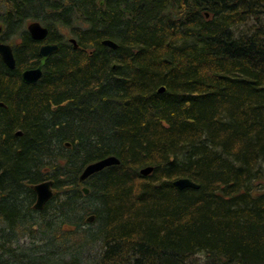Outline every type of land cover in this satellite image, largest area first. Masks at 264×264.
<instances>
[{"label": "trees", "instance_id": "obj_1", "mask_svg": "<svg viewBox=\"0 0 264 264\" xmlns=\"http://www.w3.org/2000/svg\"><path fill=\"white\" fill-rule=\"evenodd\" d=\"M31 20L59 45L38 86ZM0 24V264H264V0H0Z\"/></svg>", "mask_w": 264, "mask_h": 264}, {"label": "water", "instance_id": "obj_2", "mask_svg": "<svg viewBox=\"0 0 264 264\" xmlns=\"http://www.w3.org/2000/svg\"><path fill=\"white\" fill-rule=\"evenodd\" d=\"M103 4V2H102ZM29 32L34 40H44L49 32V29L47 27H44L40 22L34 21L29 23L28 25ZM2 31V27L0 25V32ZM74 43H76L75 40H72ZM102 44L105 46H108L112 49H117L119 45L111 40L106 39L102 41ZM58 50V46L55 44H46L41 46L40 48V65L35 69H29L23 72V80L26 83H34L37 82L43 75V67L47 63L48 58L50 55ZM0 55L2 56V59L4 63L9 68H15L16 66V60L13 52V48L10 44H4L0 42ZM164 88L161 89L163 91ZM120 164V160L116 156H110L106 157L102 160L93 162L85 167L83 172L81 173L80 180L85 181L87 178H89L91 175L102 171L103 169L112 166ZM154 170L153 167H148L141 170V173L143 175H149ZM54 181H46L41 182L36 185H34V190L37 194V199L34 204V208L37 210H42L45 208L47 203L50 202V200L55 196V189H54ZM174 185L180 189L184 190L186 188H193V189H199L200 185L196 182L190 180L189 178H180L174 182ZM83 191L88 194L90 192L89 188L84 187ZM92 220V218H91Z\"/></svg>", "mask_w": 264, "mask_h": 264}, {"label": "rangeland", "instance_id": "obj_3", "mask_svg": "<svg viewBox=\"0 0 264 264\" xmlns=\"http://www.w3.org/2000/svg\"><path fill=\"white\" fill-rule=\"evenodd\" d=\"M253 23V22H251ZM249 23V24H251ZM249 27V26H248ZM251 27V25H250ZM27 29V28H26ZM264 170V167H263ZM87 196V195H86ZM56 202H54L51 206H55ZM39 214H37L36 212L33 213V217L37 218ZM88 216H86L85 220L88 221ZM90 224L92 222H89ZM88 225V224H87ZM68 228V227H67ZM89 228V227H87ZM70 230V228H68ZM44 240H43V236H42V230L37 227L34 228V233H30L27 232V235H25L24 237H22L21 242L19 243L21 245V249H23L26 252H31V250L36 247V246H42ZM17 243H15V245L12 246V248L17 250ZM61 244H59V247L57 248V253L62 254V249H61ZM100 246L99 245H93V246H89L87 250H85L83 252V257L81 259V264H96V258L98 257V250H99ZM29 252V254H30ZM71 252V251H69ZM17 253L21 254L20 251H17ZM68 253V252H67ZM71 253H68L65 256H70ZM40 255H37V257H39Z\"/></svg>", "mask_w": 264, "mask_h": 264}, {"label": "flooded vegetation", "instance_id": "obj_4", "mask_svg": "<svg viewBox=\"0 0 264 264\" xmlns=\"http://www.w3.org/2000/svg\"><path fill=\"white\" fill-rule=\"evenodd\" d=\"M47 43H54V44H56L54 41H40V46H39V55H40V47L42 46V45H44V44H47ZM40 59H41V56H40ZM40 59H39V64H40ZM39 64H37L35 67H33V68H37L38 66H39ZM33 68H30V69H33ZM43 72H44V69H43ZM23 73V72H22ZM21 79H22V81L24 82V80H23V76L21 75ZM42 79V78H41ZM41 79H39L37 82H34V83H26V82H24L26 85H32V86H38L39 84H40V82H41ZM0 105L1 106H4V104L3 103H1L0 102ZM55 108V107H54ZM56 109V108H55Z\"/></svg>", "mask_w": 264, "mask_h": 264}]
</instances>
